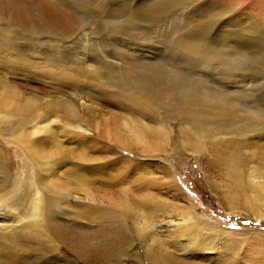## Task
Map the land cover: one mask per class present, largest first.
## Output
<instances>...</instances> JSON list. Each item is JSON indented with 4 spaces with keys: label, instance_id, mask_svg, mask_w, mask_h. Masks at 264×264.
Segmentation results:
<instances>
[{
    "label": "rangeland",
    "instance_id": "1",
    "mask_svg": "<svg viewBox=\"0 0 264 264\" xmlns=\"http://www.w3.org/2000/svg\"><path fill=\"white\" fill-rule=\"evenodd\" d=\"M147 1L151 0H0V54L7 55L6 61L0 63V107L7 101L3 97L1 83L6 85L7 82L12 89L21 92L22 103L30 98L38 108L23 124L15 118L8 124L0 122V171L9 175L8 182L3 181L0 175V228L14 225L17 232L0 238V264H148L146 243L144 235L138 231L140 217L137 216L144 212L153 213L150 216L159 220H167L169 215L176 218L184 213V206L189 202L196 212L197 225L208 231L203 233L204 240L207 241L210 231L217 234L214 244L208 252L190 251L188 256L175 252L171 244L168 250L160 251L161 254L169 257L167 251H171L175 259L182 256L186 261L184 264H264V221L247 211L245 195L240 190L236 191L222 166L230 151L240 153L246 159H251L253 154L261 156L264 132L227 135V141L219 144L212 139L218 134H234L243 128L238 124L239 119L242 120L249 108L264 109V12L256 7L264 11V0H191V5L186 8L175 11L167 8L159 16L149 13L130 15L131 9L144 6ZM208 5L222 9L237 7L241 12L219 20L224 26L213 29L211 42L214 46H209L210 41L204 42L201 37H188L189 31L185 27V24L189 27L195 20L204 18ZM242 7L246 11H242ZM191 10L195 15H189ZM6 34L15 51L2 44ZM246 36L260 45L248 48L241 42L247 39ZM217 51L223 52L227 60L211 57ZM21 55L30 60L29 64L40 59L38 63L44 66H69L66 69L68 75L71 78L78 76V82L73 81L72 85L60 88L43 75V78L36 76L32 70L24 67L12 70L7 65L9 59ZM245 55H249L253 62L246 61ZM95 69L101 71L103 85L90 78ZM22 71L27 72L23 74ZM129 72L157 75L173 100L178 97L182 102V94L191 92L196 94L195 104L204 97L211 101H230L237 104L234 113L238 116L233 121V118L219 120L216 113L200 112L199 116L207 120L203 131L207 135L199 140L194 131L190 134L183 131L184 121L191 124L192 121L184 115L168 112L165 106L152 119L134 113L137 109L133 107L128 111L104 99V90H120L119 86ZM79 91L92 95L89 98L82 95L80 100H87L92 106L90 112L83 114V122L92 140L86 142L93 162H80L69 156L66 157L68 166L74 162L85 166L89 163L83 174L93 182V194L112 202L119 208L117 212L121 200V208L127 211L121 232L115 236L117 238L105 234L91 235L84 243L86 252L77 248V238H61L49 222L33 216L37 199L43 194L63 203L58 220L65 229L78 234L99 231L87 216L77 219L76 212H67L68 204L61 189L58 191L61 196L51 193L50 181H54L56 170L53 171L54 167L48 163H56V158L49 156L51 150H57L55 144L43 145L40 152L37 146L28 145L29 139H41V135H35L36 121L53 112L45 102L53 98L66 101L73 92ZM168 99L166 96V101ZM5 109L1 108L0 112ZM134 116L150 128L163 126L172 133V143L166 152L145 150V140L135 139L127 144L124 138H120L119 132L123 134L125 131L124 121ZM221 123H224L222 127ZM49 125L55 126L52 122ZM74 126L67 128L61 142L64 148L77 151L80 144L77 139L72 140L73 137L79 133L78 138L86 139V136L77 129L81 128L79 123ZM13 129H20L21 134L7 136ZM111 129L112 135L108 133ZM195 133L201 132L195 129ZM151 139L156 140V137ZM122 156L129 165L120 162ZM137 162L140 164L136 165ZM165 163L175 170V181L181 192L168 188L165 174L169 170H163ZM63 169L57 177L62 172L68 177L74 174L67 172L66 167ZM184 196L189 201H184ZM68 202V206L74 205L72 202L80 203L75 194ZM125 203L129 204L128 208H125ZM155 205L159 206L158 211H149ZM109 206L102 204L104 210L111 211ZM162 227L160 229L159 224L154 227L158 229L157 237L169 241L170 232L166 225ZM108 238L116 241L112 253H105V243L114 241Z\"/></svg>",
    "mask_w": 264,
    "mask_h": 264
},
{
    "label": "bare ground",
    "instance_id": "2",
    "mask_svg": "<svg viewBox=\"0 0 264 264\" xmlns=\"http://www.w3.org/2000/svg\"><path fill=\"white\" fill-rule=\"evenodd\" d=\"M191 3H192L191 0H151V1H147L145 3L146 5L144 6L139 5L140 6L139 8L131 9L132 12L130 15L149 13L152 16L153 15L159 16L167 8L173 9L175 11V9H179L181 7L186 8L187 6L191 5ZM121 5L125 7V4L122 3ZM256 7L259 9L261 13L264 12L261 9V7L258 6ZM245 9L246 8L243 7L241 8L242 11H244ZM206 11L208 13L204 18L195 20L194 24L189 25V27H187L185 24V27L189 31L188 37H194V38L201 37L202 40H205L204 42L210 41L209 46H214V44L211 42V40L213 39V37H211V33L213 32L214 28L220 29V27L224 26V23L221 24L219 20L221 18L224 19L225 17L231 14L235 15L234 13L235 12L238 13L239 11L237 7L222 9L220 7L217 8L211 6H209V9ZM189 15H195V13L191 10ZM245 38L247 39H243L241 42L250 49L258 47L260 45L259 43H255L251 37L249 38L246 36ZM2 44H4L7 49L11 48L12 50L15 51L13 44L9 40H7V34L5 35V37H3ZM234 47H237V45H234ZM262 54L263 53H260L261 56ZM211 57H213L215 60H227L226 55L220 51H217L216 54H212ZM249 57H250L249 55H245V60L248 61ZM207 58L209 59V56H207ZM6 59H7L6 54L4 55L0 54V63L3 64L6 61ZM38 60H35V62H33L35 64L32 63L29 64L28 62L30 60H28L25 56L21 55L18 58L9 59L7 65L12 70L15 67L19 69H23L24 67L28 71L32 70L33 72L37 73L36 76L39 75V77L42 78L44 76L45 78H47L49 81L59 86L60 88H64L72 85L73 81L75 83L78 82L79 79V78L77 79L78 76L74 75L73 78H71L68 75L66 69L69 68V66L63 67L60 64L55 66L57 68L56 69L49 65L44 66L42 65V63H38L39 62ZM249 61L253 62V59L251 58L249 59ZM26 72L27 71H22L23 74H25ZM90 78H93L94 80H97L100 84H102L101 71L99 69H95V74H92ZM1 84L3 87V92H2L3 97L4 98L6 97L7 99L6 98L5 99L7 101H5L3 105L0 107V109L6 107L4 111L0 112V122H3L4 124H8L9 121H11V119L15 118L19 124H23L24 122H26L31 118L33 113H36L38 111L37 103L34 100L27 98L25 99V102L22 103L21 92L12 89V86H10L7 82L6 85L4 83ZM119 87L120 90L117 91H114L113 88L105 89L104 99H106L107 101L110 100L111 102H114L115 103L114 105L122 106L123 109L125 107V109L128 111L132 110L133 107L137 109L136 111H134V113H138L142 116H147L152 119L160 113V109L162 108V106H165L168 109V112L170 111H172L173 113L176 112L177 115L179 116L184 115L188 119H190L192 121V124L190 122L184 121L183 131L186 134H190V132L194 131L193 132L194 136L197 137V139L199 140H202L207 135V132H203L205 129L204 125L207 122V120L204 117L199 116L200 112L206 111L210 114L216 113L217 115H219L217 119L228 120L233 118L232 121L235 118H237L236 116H238L237 113L239 112L238 111L236 113L237 115H235L234 111L236 112L237 109L235 110L234 108H237V104L235 105L230 101H211L209 100V98L204 97V98H200V102H197L195 104L196 94L191 92L182 94L184 99L182 102L178 97H176L173 100V96H171V94H168L165 91V89L162 87V84L160 83L157 75L154 76H147L143 74L134 75L133 72H129L124 77V83H122V85H120ZM97 92L102 93L101 91H97ZM82 95H84L86 98L92 96L90 92L80 93L79 91V92H73V95L70 97V99L67 100L65 99L66 101L58 98H53L48 102H45L46 107L49 110L51 109L53 112L52 114H49L50 116L46 118H42L40 119V121H36L35 127L37 132L35 133V135H41V139H37V140L29 139L28 145L30 144L31 146L33 144L37 146L38 147L37 150H39L40 152L42 151L41 148L43 145L55 144V148H57V150L54 151L51 150L49 156L50 158L55 157L56 163L54 162L48 163V165H52V167H54L53 171L56 170L54 174L55 175L54 181L53 180L50 181V189H52L51 193L61 196L62 193L58 192L61 189L62 192L64 193L65 202L68 205H69L68 202L69 199L72 197L73 194H75L76 200L80 203L77 204L75 202H72V204L74 205L71 206L66 205L67 212H76L77 215L75 216L77 217V219H80L83 216L84 217L87 216L88 220L96 224V226L99 228V231L92 234H78L71 231L70 229L67 228L65 229L64 226L60 224L58 220L59 214L62 213L61 211L63 207L61 206L63 205V203L59 199L56 200L49 196H47L48 197L47 198L43 194H41L39 196V199H37L36 208L32 212L33 216L39 218L40 221L44 220L49 222L53 231L56 232L61 238L64 239L77 238L78 240L76 244L77 248L81 252H86L87 248L84 243H87V240H89V236L92 235L93 237H95L98 234L112 235L114 237L117 236L119 232H121L120 229H122V223L123 220H125L124 217L126 216L127 211L126 209L121 208L122 206L121 200H120V210L117 212L119 208H117L116 205H114L112 202L109 203L110 201L106 202L103 197H97L93 194V192L95 191L94 184L89 177L83 174L84 172L83 170L90 165L89 163L87 166H85L86 164L78 163V165H76V163L74 162L75 165L72 164L71 166H68L69 162L66 159V157L69 158V156L76 158L80 162H86L87 160H90V154H89L90 152L87 151L89 145L86 141L91 140V138L90 136L87 135L88 127L83 122V118H84L83 114L90 112L92 110V106L91 104L88 103L87 100L86 101L80 100V97ZM166 96L169 97L168 101H166ZM4 98L3 101L5 100ZM16 99H18L19 102ZM109 115L111 116V113ZM160 118L155 120L158 121ZM241 118L242 120L239 119L240 123L238 124H241L243 128L236 131L234 134L225 132L222 134H218L215 137L211 136L213 142L215 144H219L224 140L227 141L229 136H234L235 134H245V132L248 133L250 131L256 132L257 135L264 132L263 108L261 107L249 108L248 110H246V114H244ZM111 121L113 120L111 119ZM111 121L110 123H112ZM49 122L50 123L52 122V124H55V126L52 125L50 126ZM124 122L123 123H124L125 131L123 134L121 133L122 131L119 132V134H121L120 138H124L125 143L127 144L135 139L145 140L146 145L143 143V148L145 150H148L151 153H164L167 151V148L172 143L171 142L172 133L166 130L163 126H160L158 128H150L135 116L132 118L127 117L126 121ZM78 123L81 125V128H77V129L80 130L79 132H81V134L82 132L84 133L86 139L85 137L78 138V136L80 135L79 133L75 138L73 137L72 140L77 139L79 141L80 150L76 151L73 149L64 148L63 142H61V140L63 139V133L67 131L68 127L71 128L74 125L76 126ZM222 124L224 123H221L220 127H222ZM82 129H86V130L82 131ZM96 129L98 131V127ZM195 129L201 133H195ZM111 132L112 129L108 133L112 135L113 132L112 133ZM127 133L129 136L127 135ZM16 134H21L20 129H13L9 131L7 136L16 135ZM153 136L156 137V140L151 139ZM199 144L201 143H198V145ZM91 152H94V150ZM61 157L62 159H60ZM263 157H264V151L261 156H254L253 154L251 159H246L240 153H234V151H230L222 162L225 175L228 177L229 180H231V184L235 187L236 191L240 190L245 195L247 211L250 214H252L255 218L262 221H264V158ZM255 158L256 160H254ZM90 161H92V156ZM121 161L124 163L125 166L129 165L128 161L123 156L120 159V162ZM254 161H257V163H255ZM138 164H140V162L136 163V165ZM63 167H66L67 172L74 174H71L70 177H68L67 175L65 176L64 172H62L60 176L57 177V173L64 171ZM67 168H72L73 170L70 169L67 170ZM163 170L164 171L169 170V172L167 171V174H165L168 188L171 187V189L174 190L175 192H179V191L181 192V189L176 183L177 181H175L176 174L173 167L170 164L165 163V167H163ZM0 175L3 181H7V182L9 181L8 174H4L3 171H0ZM104 175L110 176L109 173H104ZM23 187L24 184L22 185V188ZM164 188L166 187H163V189ZM173 195L175 194L173 193ZM97 198H100V200ZM183 199L186 202L189 201L186 196H184ZM84 201H89L90 203H86L85 205ZM97 201H100L99 204H96ZM103 202H106L108 206L110 205L108 209H110L111 211H108L106 209L104 210L102 204H106V203ZM145 202H151V201H145ZM124 206L125 208H128L129 204L125 203ZM158 209L159 206L155 205L150 207L149 211H158ZM184 213L185 215H183ZM184 213H182L176 218L169 215L167 220L164 219L159 220L155 216L153 217L150 216L153 215V213L149 215V214H145L144 212H141V215L137 216L140 217V221L138 222V231H140L144 235V241L146 243V251L149 258L148 264H184L186 261L181 258L182 256L181 257L178 256V259H175L172 257L171 251H167V253L170 254L169 257H166L165 255L160 253V251L168 250L171 244L175 248V252H180L182 254L185 253L186 256H188V252L190 251L208 252L209 249L212 247V245L214 244V240L217 237V234L214 231H210L209 238L207 239V241L204 240L203 233L204 232L206 233L208 231L205 228L199 227L197 225L196 212L194 211V208L192 207L190 202L187 203L186 206H184ZM157 224H159L160 229L163 228L162 225H166L165 228L170 232L169 241H165L157 237L158 229L154 228L155 226H157ZM43 226L46 227L45 224ZM13 227L14 225L10 227L0 228V238L6 237L8 235L13 234V232H16V229ZM4 231L7 232L4 233ZM159 231L161 232V230ZM115 238H108V239H114V241L111 243H105V248H106L105 253L113 252L112 250L115 249V245H116ZM186 264H190V263H186ZM191 264H198V263L191 262Z\"/></svg>",
    "mask_w": 264,
    "mask_h": 264
}]
</instances>
